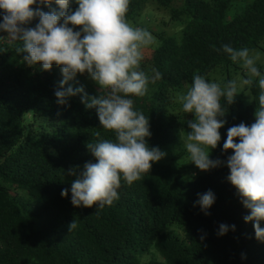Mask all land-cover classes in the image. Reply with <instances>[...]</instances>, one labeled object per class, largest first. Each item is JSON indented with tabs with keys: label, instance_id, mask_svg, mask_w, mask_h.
I'll use <instances>...</instances> for the list:
<instances>
[{
	"label": "trees",
	"instance_id": "16d2710c",
	"mask_svg": "<svg viewBox=\"0 0 264 264\" xmlns=\"http://www.w3.org/2000/svg\"><path fill=\"white\" fill-rule=\"evenodd\" d=\"M148 5L169 12L179 35L149 31L153 43L144 51L141 69L149 77L153 69L161 75L145 96L134 98L135 108L150 119L148 145L166 157L132 185L122 180L120 198L98 212L95 206L72 205L76 177L67 170L78 168L79 175L85 163L95 162L87 145L114 134L102 128L95 109H86L82 94L68 105L57 103L55 90L63 79L58 66L51 71L29 67L5 42L7 51L0 53V264H264V242L244 220L249 212L227 179L230 170L203 172L191 164L183 141L190 131L186 121L194 117L181 111L178 99L194 74L207 77L234 64L223 53L224 44L252 49L264 42V0H129L127 22L138 23ZM71 86L83 87L89 97L98 95L86 75ZM260 92L255 80L251 99L240 92L226 105L227 123L211 159L226 161L232 154L222 148L227 129L255 121ZM64 189H69L67 198L61 196ZM208 190L217 199L205 215L195 202ZM73 221L78 227L70 232ZM221 223L235 225L236 231L218 236Z\"/></svg>",
	"mask_w": 264,
	"mask_h": 264
},
{
	"label": "clouds",
	"instance_id": "9594fccd",
	"mask_svg": "<svg viewBox=\"0 0 264 264\" xmlns=\"http://www.w3.org/2000/svg\"><path fill=\"white\" fill-rule=\"evenodd\" d=\"M73 4L78 5L75 10ZM128 4L129 0H0V33L7 34L0 35V53L7 51V42L29 67L51 71L58 66L63 79L55 90L57 103L68 105L70 98L82 94L86 109H95L102 128L114 134V139L87 145L95 162L85 163L79 175L78 168L67 170L76 177L70 189L72 205L95 206L97 212L120 198L122 180L132 185L151 171L153 163L166 157L164 151L148 145L150 119L135 108L134 98L145 96L148 85L161 74L153 69L154 75L149 77L141 69L144 50L153 37L127 22ZM44 6L49 11H44ZM33 21H37L34 27ZM222 51L241 65L247 78L221 86L193 75L187 91L178 97L181 111L194 117L186 121L190 131L183 148L191 164L203 172L222 166L230 170L227 179L249 212L244 220L253 224L256 239L264 242V73L257 66L259 56L247 47L224 44ZM80 75L98 86L97 96L89 97L83 87L71 86ZM256 78L261 92L255 121L229 127L222 148L224 154H232L226 161L211 159L221 141L220 130L227 123L226 105H232L243 86L253 84ZM61 196L67 198L69 189L62 190ZM216 199L208 190L198 194L195 205L209 215ZM77 227L73 221L70 232ZM229 231L235 232V225L221 223L217 235Z\"/></svg>",
	"mask_w": 264,
	"mask_h": 264
},
{
	"label": "rangeland",
	"instance_id": "374dc122",
	"mask_svg": "<svg viewBox=\"0 0 264 264\" xmlns=\"http://www.w3.org/2000/svg\"><path fill=\"white\" fill-rule=\"evenodd\" d=\"M161 10H159L157 7L153 5H148V7L143 11L140 18L138 19V23L131 21L129 24L133 27H139V28L146 29L148 32L150 30L154 32H159V33L165 32L168 35H172L178 38L179 37L178 33L175 34L173 25L172 23H170V22H173L171 20L170 13L167 11H163V10L161 11ZM150 13L153 15L152 19H150ZM154 18H156V20H153ZM249 50L252 54L259 56V59L257 61V66L259 67L260 71L264 73V42H261L257 48L255 47ZM150 53L151 52L149 51L148 54ZM206 78L210 81L218 82L221 84V86H223L230 80L240 81V80L246 79L247 74L240 64L234 63L229 68H226L224 70L219 69L217 71L212 72ZM255 80L258 81V78L254 79V81ZM190 85L191 83H189L188 87ZM240 92L244 94L247 100L251 99V85H244Z\"/></svg>",
	"mask_w": 264,
	"mask_h": 264
}]
</instances>
